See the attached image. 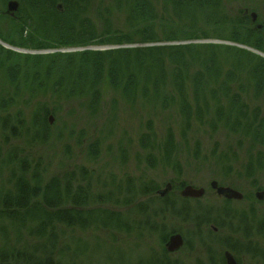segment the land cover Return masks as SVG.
Masks as SVG:
<instances>
[{
	"label": "trees",
	"instance_id": "1",
	"mask_svg": "<svg viewBox=\"0 0 264 264\" xmlns=\"http://www.w3.org/2000/svg\"><path fill=\"white\" fill-rule=\"evenodd\" d=\"M92 1L22 0L7 20L2 16L7 0H0V23L8 24L6 35L0 30V39L10 44L24 45L22 34L27 31V45L37 49L93 43L149 44L24 56L22 64L14 65L8 60L6 65L0 58L4 82L0 91L4 95L0 97V264H100L99 258L92 257L90 243L74 237L66 239L65 233L92 230L136 237L147 234L164 245L170 234L181 231L168 227L167 220L190 228L182 232L186 250H191L192 242L204 247L205 262L195 264H225L213 244L234 254L245 250L264 263V255L259 254L264 247L252 243V238L259 235L264 245V218L255 217L253 206L244 212L227 200L205 205L178 195L155 196L157 185L153 182L135 185L126 179L123 186L113 181L101 184L82 169L77 176L69 171L44 180L39 166L32 168L28 155H23V150L50 141L49 115L58 113L64 104L76 103L89 117L99 114L106 85L124 105L138 107L146 117L172 109L182 138L195 122L213 134L222 130L229 138L249 140L258 150L246 156L244 175L264 179V118L242 100L239 92L244 85L237 93L232 92V87L244 80L256 95L262 93L264 58L232 46L156 44L178 39L180 31H165L166 23L187 34L200 24L205 28L227 27L230 41L264 52V27L253 28L247 17L232 20L221 0H163L160 13L156 10L158 0H111L114 8L125 14V27L133 32L128 36L113 29L110 13L97 11L98 30L90 17ZM13 37L20 43L9 39ZM1 53L5 59L13 55L2 46ZM162 125L164 135L159 142L153 121L147 118L139 148L150 168L162 165L177 171L174 132L168 123ZM8 138L21 140L24 149L3 150ZM223 155L218 157V165L222 178H228L234 157ZM148 195L147 200H141ZM214 228L224 235L214 234ZM139 264L184 263L169 258L163 249Z\"/></svg>",
	"mask_w": 264,
	"mask_h": 264
},
{
	"label": "rangeland",
	"instance_id": "2",
	"mask_svg": "<svg viewBox=\"0 0 264 264\" xmlns=\"http://www.w3.org/2000/svg\"><path fill=\"white\" fill-rule=\"evenodd\" d=\"M13 1H16L20 6L22 0ZM158 1L159 3L156 5V10L160 13L163 10V0ZM221 3L226 14L232 20L247 17L252 23L253 28L260 29L261 26L264 27V0H221ZM92 7L90 17L96 22L98 30H100L101 25L100 22L96 20L97 11L103 14L110 13L113 29L118 32V34L122 33L123 35L131 36L133 32L126 29L124 24V12L116 10L111 0H93ZM252 14L256 15L255 22H252ZM7 15L6 9H4L2 11V16L9 20ZM160 16L162 17V13ZM258 25H260V28H257ZM7 27L8 24L6 21L0 23V30L2 33H5L4 35L7 33ZM168 29L180 31L178 39L174 41H162L156 44H214L232 47L240 46V48L244 47L264 54V52L254 47L230 41L228 39L229 28L227 27L221 29L205 28L198 24L194 32H188L187 34V31L179 29L176 25L169 22L166 23L165 31ZM28 34L29 31L23 32L22 37L24 40L22 41L26 42H24L22 46L10 44L0 39V42L10 46L12 49H6L2 45L0 46L13 54L9 59V56L5 59L4 55L1 53L0 58L3 60L2 63H6V60L9 61V65L21 63L23 62L24 56L106 51L149 45L135 42L127 45L105 43L99 45L93 43L83 47L37 49L27 45L29 44L27 42L29 38ZM184 35L194 37L187 40L182 38ZM9 39L20 43L17 37ZM34 39L35 38H32L33 41ZM262 39L264 40V38ZM218 42L222 44H218ZM7 64L8 63H6V65ZM3 85L4 82L0 77V91ZM241 86L242 88L239 94L242 100L249 105L250 110L258 109L260 117L264 118V90L261 94L256 95L252 87L243 80L239 86L235 85L232 87V92L237 93ZM5 92L6 91L3 90V93ZM188 95H190L189 89ZM3 96L2 94L0 95V97ZM40 96L38 99H41V97L43 99V96ZM25 114H28V110L25 111ZM143 114L145 113L143 112ZM143 114L138 107H128L124 105V103L119 98H116L105 85L103 86L102 109L99 114L95 117H89L76 103L64 104L60 107L58 113L49 115L53 118L50 124V141L45 145H35L31 149L23 150V155L24 152L28 155L32 162V168L34 165L39 166L38 169L43 175L42 177L44 180L53 176L61 177L64 173L69 171H74L77 176L78 171L82 169L89 174L91 179L93 178L101 184L106 181L108 183L113 181L115 185H122L126 179H131L135 185L153 182L157 185V191L154 193L155 196H160V193L166 189L167 185H170V189L165 195L172 194L180 197V192L185 186L203 189L204 194L201 198L188 199L199 200L201 204L205 205H219L222 203V200H225L219 197L216 192L210 188V183L215 181L218 185L229 187L242 195V200L240 201L227 200L231 201L233 207L237 211L247 212L250 206H253L255 217L264 218V198L262 200L256 199L257 192H264V179L261 176L248 179L243 172L246 156L248 154L253 155L255 151L258 150V148L253 147V144H251L249 140H240L241 138L238 136L229 138L226 136L225 131L222 130L213 134L210 130L195 122L190 132L182 138L179 128L177 127V117L172 109L169 112L157 111L156 113H152L150 117H146ZM147 118L152 119L155 134L159 142L164 135L163 122L171 126L177 145L176 160L179 164V168L176 169L178 172L170 168H165L162 165L150 168L146 164L144 154L139 148L138 141L144 130V123ZM7 142L8 145L3 146V150L9 147H17L19 151L20 149H24L21 140L17 141L8 138ZM90 152H92L91 155ZM225 153L227 156H230V158L234 157V160H231V173L228 178H222L218 165V157H224L223 154ZM5 176L6 175H4V177ZM94 187V190L97 191L98 189L96 186ZM150 196L151 195L145 196L141 200L145 201ZM165 223L168 227L173 226L175 229L181 230L180 234L183 244L180 249L173 253L166 251L165 245L167 242L164 245H160L156 236L147 234H144L142 237H136L134 234L124 235L120 233H111L110 231L89 230L87 232H79L75 230L67 231L65 235L66 239L74 237L90 243V250L94 254L92 257L96 258V260L99 258L101 261L100 264L103 262H105L104 264H139L140 262L149 260L151 257L158 256L162 253L163 249L168 253L169 258L177 259L184 264H195L197 261L205 262L206 253L204 247H200L196 242H192L191 250H189V248L188 250L184 248V237L182 232L186 229H190L187 225L175 221L170 222L169 220L165 221ZM254 224L257 229V223ZM212 232L214 234L218 232L217 235L219 237L220 235H224L223 232L220 233L216 228H214ZM252 243H257L258 246L264 247L263 241L260 239L259 235H255L252 238ZM212 246L217 252L222 253V256L224 252H230L218 248L215 244ZM247 250L252 251V248L248 247ZM244 251L245 250H240V252L236 254L230 252L237 264H264L260 258L253 257ZM259 254L264 255V250L259 251Z\"/></svg>",
	"mask_w": 264,
	"mask_h": 264
},
{
	"label": "water",
	"instance_id": "3",
	"mask_svg": "<svg viewBox=\"0 0 264 264\" xmlns=\"http://www.w3.org/2000/svg\"><path fill=\"white\" fill-rule=\"evenodd\" d=\"M6 12L9 16H13V13L17 11L19 4L16 1L13 0H9L6 2ZM58 8H60V6H58ZM252 22H255L256 20V15L252 14ZM257 28H260V25L257 26ZM218 44H222L221 42H218ZM0 45H2L4 48L6 49H12L10 46L0 42ZM237 46V45H236ZM240 48V46H237ZM242 47V46H241ZM245 50L251 51L257 55H259L260 57L264 58V54L262 53H258L255 51H252V49H248V48H244ZM52 117H49V123H52ZM210 188L216 192V194L219 197H222L225 200H237L240 201L242 200V195L240 193H238L237 191L229 188V187H223L218 185L217 182L212 181L210 183ZM170 189V185L166 186V189L160 193V196H164L166 194V192ZM204 194V190L203 189H195L191 186H185L183 187V189L180 192L181 197L183 198H194V199H198L201 198ZM264 198V192H257L256 193V199L258 200H262ZM183 244V240H182V236L180 233H174L172 235L169 236L167 243H166V251L169 253H173L176 252L178 249L181 248ZM223 259L225 264H237L234 257L232 256V254L230 252H224L223 254Z\"/></svg>",
	"mask_w": 264,
	"mask_h": 264
},
{
	"label": "flooded vegetation",
	"instance_id": "4",
	"mask_svg": "<svg viewBox=\"0 0 264 264\" xmlns=\"http://www.w3.org/2000/svg\"><path fill=\"white\" fill-rule=\"evenodd\" d=\"M262 27V26H261Z\"/></svg>",
	"mask_w": 264,
	"mask_h": 264
}]
</instances>
